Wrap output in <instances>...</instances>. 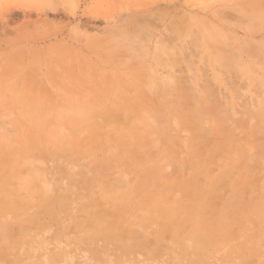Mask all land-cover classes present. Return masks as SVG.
Here are the masks:
<instances>
[{
    "label": "rangeland",
    "instance_id": "374dc122",
    "mask_svg": "<svg viewBox=\"0 0 264 264\" xmlns=\"http://www.w3.org/2000/svg\"><path fill=\"white\" fill-rule=\"evenodd\" d=\"M261 22L264 0H0V147L14 159L31 150L22 164H0V179L21 171L31 180L23 206L0 213V264H264ZM223 138L231 150L195 172L190 151L209 155ZM154 166L173 190L147 202L152 211L108 199V189L134 191ZM194 177L210 225L230 199L259 212L233 210L230 233L213 245L205 232L199 241L210 247L197 250L199 218L177 228L165 213ZM94 211L116 224L112 240L94 231Z\"/></svg>",
    "mask_w": 264,
    "mask_h": 264
},
{
    "label": "bare ground",
    "instance_id": "6f19581e",
    "mask_svg": "<svg viewBox=\"0 0 264 264\" xmlns=\"http://www.w3.org/2000/svg\"><path fill=\"white\" fill-rule=\"evenodd\" d=\"M262 23H264V22H261V24ZM27 25V24H26ZM132 25H133V23H132ZM174 25V24H173ZM23 26H24V24H23ZM22 26V27H23ZM139 26V25H138ZM137 26V27H138ZM264 26V25H263ZM29 27V26H28ZM254 27V26H253ZM24 28V27H23ZM147 28H148V25H147ZM138 29V28H137ZM25 30V29H24ZM138 31H139V29H138ZM140 33H141V30H140ZM142 34V33H141ZM120 35H122L121 33H120ZM127 35H129V33H125L124 32V35H122L123 37L125 36H127ZM174 35V34H173ZM131 35H129L127 38L129 39H131V37H130ZM181 36V35H180ZM124 37V38H125ZM171 37V36H170ZM134 38V37H133ZM175 38V37H174ZM120 39H121V37H120ZM170 43V42H169ZM264 45V44H263ZM262 45V49L264 48V46ZM261 46V45H260ZM172 47V46H171ZM22 52V51H21ZM150 52V51H149ZM256 53V52H255ZM20 54V53H19ZM18 54V55H19ZM260 54H264V50L263 51H261V53ZM22 55V54H21ZM132 55H134V54H132ZM256 55H258L257 53H256ZM255 56V55H254ZM257 57V56H256ZM19 58V56L17 57V59L16 60H21L20 58ZM140 59V58H139ZM173 59V58H172ZM141 60V59H140ZM139 60V61H140ZM144 61V60H143ZM142 61V62H143ZM230 62H231V60H229ZM141 63V62H140ZM232 63H234V62H232ZM231 63V64H232ZM19 64V63H18ZM235 64V63H234ZM138 66H136V67H139V65L140 64H137ZM143 65V64H142ZM142 65H140L141 66V68H144V67H146V65L143 67ZM172 67V66H171ZM121 70V69H120ZM205 72V71H204ZM147 73H148V71H147ZM142 74V73H141ZM145 74V73H144ZM145 77H146V74L144 75ZM150 77V76H149ZM139 78V77H138ZM141 79V78H140ZM142 81V80H141ZM172 81V80H171ZM140 82V81H139ZM148 82V81H147ZM154 82V81H153ZM158 82V81H157ZM142 84H143V82H141ZM140 83V84H141ZM145 84V83H144ZM143 86V85H142ZM159 86V85H158ZM161 87V86H160ZM147 88H149V85H148V87H146V89ZM164 89V88H163ZM163 89H161V90H163ZM161 97V96H160ZM163 97H165V96H163ZM167 97V96H166ZM226 98V97H225ZM156 99H158V98H156ZM163 99L164 98H162V100H160V98L158 99L159 101H162L163 102ZM167 98H165V100H166ZM196 99V98H195ZM138 100H140V99H138ZM155 101V100H154ZM226 101V100H225ZM161 102V103H162ZM166 102V101H165ZM159 104H160V102H158ZM158 103H155V105L156 104H158ZM153 104V103H152ZM158 104V105H159ZM163 104H164V102H163ZM163 104H161L162 106L161 107H159L161 110H162V108H163V106H165V104L163 105ZM225 104V103H224ZM10 105V104H9ZM138 105H139V103H138ZM138 105H137V107H138ZM141 106H142V103L140 104ZM138 107L139 108V110H138V114L141 116L140 118L142 119V120H145V118L147 117V115L146 114H144V111H143V109H142V107ZM243 106V105H242ZM12 107V106H11ZM151 107V106H150ZM154 108H155V106H154ZM175 110H179L180 109V106H179V104H177V105H175L174 107H173ZM197 108V107H196ZM10 109V108H9ZM16 109V108H15ZM152 109V108H151ZM164 109H166V110H168L167 108H165L164 107ZM155 110V109H154ZM158 110V109H157ZM154 112H156V111H154ZM261 112V111H260ZM262 112H264V111H262ZM191 113V112H190ZM195 113V114H194ZM200 113H202V111L201 110H199V109H196L194 112H192L190 115H194V116H197V117H199L200 116ZM244 113V112H243ZM138 115V116H139ZM169 115V114H168ZM259 116V115H258ZM99 117V116H98ZM256 117V116H255ZM139 117H138V120L140 119ZM155 118V117H154ZM247 118V117H246ZM147 120H148V118H147ZM153 120V119H152ZM259 120V119H258ZM161 123H163V122H160V125H161ZM149 124H151V125H153V123H149ZM165 124V123H164ZM244 124H245V122H244ZM246 124H248V123H246ZM148 125V124H147ZM167 125H165L164 127H166ZM149 127V129H150V131H151V129L152 130H154L151 126H148ZM163 127V126H162ZM161 126H160V128H162ZM163 127V128H164ZM259 128V127H258ZM158 129V128H157ZM161 130V129H160ZM164 130H165V128H164ZM157 131V130H156ZM250 131V130H249ZM147 132V131H146ZM219 132V131H218ZM228 132V131H227ZM159 133V132H158ZM222 133V132H221ZM243 133V132H242ZM245 133V132H244ZM13 134V133H12ZM179 135V134H178ZM225 135V134H224ZM228 137V139L229 138H231V136H227ZM253 137H255V135H253ZM48 138V137H47ZM53 138L57 141V142H60V137L59 136H57V135H55V134H53ZM140 138V137H139ZM201 138V137H200ZM243 138V137H242ZM256 138V137H255ZM260 139V138H259ZM223 140H225L224 138L222 139V141ZM231 139H229V141H230ZM259 141V140H258ZM232 142V141H231ZM255 142H256V140H255ZM255 142H254V144H255ZM260 142V141H259ZM264 142V141H263ZM15 143V142H14ZM179 143H180V141H179ZM220 143V142H219ZM226 143V141L224 142L223 141V144H225ZM228 143V142H227ZM229 144V143H228ZM260 144V143H259ZM263 144V143H262ZM256 145V144H255ZM211 146H212V144H211ZM229 146V145H228ZM228 146H226V144L225 145H213L212 147H210V149L212 148V152H210L209 153V155H206L204 152H205V150H204V157L203 156H200L199 155V153L197 152V151H195V150H191L190 151V155H191V161H190V165H192L191 167H193V170L195 171V172H200V169H201V167H203L204 165L206 166V164L209 166L210 165V163L212 162V161H214L218 156H221V154H224L225 155V148L227 147V152L229 151V150H231V149H228L229 147ZM261 146V145H260ZM264 146V145H263ZM262 146V147H263ZM239 148V147H238ZM264 148V147H263ZM210 149H208V150H210ZM259 150V148L257 147V151ZM30 151L31 150H29V149H27V150H24L22 153H19V155H21L22 157H18V159H14V156L12 155V153H13V151H12V149L10 148V147H0V159L2 160H0V164L1 163H3V165L7 162V163H13L14 165H18V164H22V163H24V161L23 160H25L26 161V159H27V156H29V155H27V153H29L30 154ZM211 151V150H210ZM239 151V150H238ZM208 152V151H207ZM226 152V153H227ZM242 152V151H241ZM240 152V153H241ZM263 152V151H262ZM228 154V153H227ZM255 154V153H254ZM263 154V153H262ZM242 155H244V152L242 153ZM264 155V154H263ZM262 155V156H263ZM18 156V155H17ZM223 156V155H222ZM239 156V155H238ZM237 156V157H238ZM244 157V156H243ZM22 158V159H21ZM242 158V157H241ZM244 159V158H243ZM33 160H35V159H33ZM233 160H235V159H233ZM209 161V162H208ZM246 161V160H245ZM206 162H208V163H206ZM31 163V162H30ZM206 163V164H205ZM232 163H234V161H232ZM231 163V164H232ZM238 163V162H237ZM236 163V164H237ZM243 163H244V160H243ZM232 165H234V164H232ZM231 165V166H232ZM244 165V164H243ZM243 165H242V167H241V169H240V171L242 170V169H245V167L246 166H244V168H243ZM246 165V164H245ZM253 165V164H252ZM20 167V166H19ZM23 167V166H22ZM252 167H254L253 168V170H256V167L253 165ZM24 168V167H23ZM152 169H147L146 170V172H148L149 171V175L147 176V177H145L144 179H142V181H141V183L136 187V189L134 190V191H129V193H122L121 191H118V190H116V191H110L109 189H108V199L110 200V201H115V200H118L119 198H122L123 199V201L124 202H128L129 200H132V201H134L135 202V204L138 206H141L142 205V203L145 205V203H147V202H149V204H151V203H153V202H156L155 200L157 199V204H158V200H159V202L160 201H162L163 202V199L165 200V199H168V196H167V194H169V193H171L172 192V190H173V187H172V189H168L169 187H164L165 188V190L163 189V188H161V187H163V186H161V185H159L157 182H156V179H158L159 178V175H160V167L159 166H154V167H151ZM232 168V167H231ZM248 168H249V166H248ZM20 169V168H19ZM236 169V168H235ZM206 170V169H205ZM231 170V169H230ZM234 170V169H233ZM237 170H239V167H238V169ZM31 171H32V169H31ZM30 171V172H31ZM220 172V171H219ZM242 172H244L243 170H242ZM247 172V171H246ZM253 172V171H252ZM34 173V172H33ZM250 173V172H249ZM223 174V173H222ZM224 174H225V176L227 175L228 176V174H226L225 172H224ZM251 174V173H250ZM249 174V175H250ZM256 174V173H255ZM36 175H39V174H36ZM230 175V174H229ZM253 175V174H252ZM177 176H179V175H177ZM199 176V175H198ZM197 176V177H198ZM220 176H222V175H220ZM219 176V178L221 179V181H222V177H220ZM232 176V175H231ZM230 176V177H231ZM174 177V176H173ZM230 177H228V178H230ZM243 177H245V176H243ZM215 178V177H214ZM247 178V177H246ZM249 178V177H248ZM14 179H17L18 181H19V185H18V189L19 190H17V189H15V190H17L18 191V193H16V191L13 189V191H12V188H10V190H8V189H6V187H10L9 185L10 184H12L11 183V181L12 180H14ZM94 179H96V180H98L99 178L98 177H95ZM194 180H195V182H196V184H194L193 182H191L190 184H188L187 182L186 183H184L183 182V180H182V182H180V185L181 184H183L184 185V187H182L181 189L183 190V189H185V192H186V199L182 202V201H179V200H174V199H172L173 201H172V203H173V206L171 207V208H169L168 210H165V213H166V215H168V218H169V220H168V222L170 223V224H172V225H174V226H177V228H179L178 226L181 224L182 225V223H183V221L185 220V218H186V220H190V217L189 216H193L194 217V219H195V217H198L199 218V222L197 223V226H196V228H195V231H193L192 233H193V240L194 241H196V249L197 250H201V249H203L204 247H210V246H207V245H204V244H202V243H200V241H199V238L201 239V237H202V235H207V233H205V232H210V236L208 235L207 237H209V241H210V244H212L213 243V245H215V242H216V240L218 241V240H223L226 236H227V234H229L230 233V227L229 226H231L233 223H231L230 224V222L232 221V219L234 218V217H232V219L230 218L231 217V215H232V211L234 210V211H236V214H238V213H240V215H241V213L244 215V214H246V215H248V206H251V205H247L246 203V205H244L243 207H242V209H241V205H240V203H239V205H240V207H234V203L231 201V199H230V201H229V203L227 202V205H225V209H222V211H219V213H218V217H217V221H216V225H214V226H212V225H210V222H208L207 220H206V218H205V214H202L201 215V208H202V210L203 211H205V208H206V206H207V201H206V198H207V195H206V197H204L205 195L203 194L204 192H203V190H201V186H203V185H200L199 186V184H198V181L196 180L197 178L196 177H194L193 178ZM216 179L218 180V176L216 177ZM223 179L225 180V178L223 177ZM33 180V179H32ZM192 180V179H191ZM214 180V179H213ZM212 180V181H213ZM251 181H252V179H250ZM241 181H243V179L241 180ZM253 181H254V179H253ZM252 181V182H253ZM255 182V181H254ZM30 183H31V180L28 178V177H26V176H24L23 174H22V172L21 171H16V172H12V175H7V176H5L4 178H1L0 179V187H1V193H2V198L0 199V213H8V212H12V211H14L15 209H17L18 207H20V206H23V204H24V201H23V199L20 197V192L21 191H23L24 189H28L29 187H30ZM212 183V182H211ZM218 183V181H214V183H213V185H211L212 186V188H213V193L217 190V189H215L218 185H216ZM220 183V182H219ZM239 183H241V182H239ZM247 183V182H246ZM250 183V182H249ZM236 184H238V181H237V183ZM256 184V183H255ZM159 185V186H158ZM205 185V184H204ZM222 185H223V183H222ZM239 185V184H238ZM247 185V184H246ZM246 185H243L244 186V188H246L245 186ZM101 186V185H100ZM195 186V187H194ZM209 186V185H208ZM205 187V186H204ZM37 187H35V188H33V190H32V192H30V194L31 195H34V194H36L35 193V191L37 190L36 189ZM171 188V187H170ZM176 188V186L174 187V189ZM243 188V187H242ZM241 188V189H242ZM126 189V188H125ZM202 189H204V188H202ZM209 189V188H208ZM235 189H237V188H235ZM240 189V188H239ZM31 190V189H30ZM162 190V191H161ZM176 190H178V189H176ZM209 190H211V188L209 189ZM238 190V189H237ZM39 191V190H38ZM161 191V192H160ZM218 191V190H217ZM235 192H237V191H235ZM255 192H256V190H255ZM207 193H208V191H207ZM209 193H211V192H209ZM217 193V192H216ZM216 193H214V194H216ZM237 193H240V192H237ZM212 194V193H211ZM204 195V196H203ZM257 195V194H256ZM241 196V193L240 194H238V196H237V194H236V197H240ZM251 196V195H250ZM254 197L253 198H255V195H253ZM258 197V196H257ZM234 198V197H233ZM201 199H202V201H203V203L201 202ZM53 200V202L54 203H59L60 201H62V199L61 198H54V199H52ZM233 200V199H232ZM236 200H237V198H236ZM241 199H238L237 201H234L236 204L235 205H237V203L240 201ZM40 201H41V203L42 204H48L50 201H49V199L47 198V193L44 191L43 193H42V195H41V198H40ZM150 201H152L151 203H150ZM255 201V200H254ZM162 202H161V204H162ZM166 202L168 203L169 202V204H171L170 202H171V200H169V201H167L166 200ZM204 202H205V204H204ZM241 202V201H240ZM167 203H163V205H166ZM149 204L147 203V205L149 206ZM248 204H250V203H248ZM147 205H145V206H147ZM239 205H237V206H239ZM253 205H255V204H253ZM252 205V206H253ZM260 205V204H259ZM148 206L145 208V209H147L148 208ZM153 206H156V204L154 205V203H153V205H152V207ZM250 207V209H251V211L254 213V211L257 209V207H258V205H257V207H256V205L254 206V207ZM79 207V206H78ZM152 207H151V205L149 206V210L147 209L146 210V212H148V211H152ZM255 207H256V209H255ZM142 209L144 208L143 207V205H142V207H141ZM151 208V209H150ZM141 209V210H142ZM244 209V210H243ZM249 209V210H250ZM259 209H260V207H259ZM259 209H257L256 211H258L259 212ZM263 209V208H262ZM240 210H241V212H240ZM246 210V213L244 212ZM21 211V210H20ZM262 211V210H261ZM238 212V213H237ZM256 213L255 215H259V213H260V216H264V214H262L261 215V213H263V212H259V213ZM144 213V212H143ZM152 214V212H149V214ZM205 213V212H204ZM234 214V213H233ZM89 217L93 220H91L94 224H96V227H95V230L94 231H96L97 233H99V234H101V235H103L106 239H108V240H112L113 238H114V232H115V228H116V224H114V223H112V222H109L108 220H107V218L106 219H104L102 216H100L99 214H98V211H94V212H90L89 214ZM102 215H106V214H102ZM138 215V214H137ZM144 215H146L145 213H144ZM153 215V214H152ZM33 216V215H32ZM234 216V215H233ZM65 219V218H64ZM191 219H193V218H191ZM1 220V219H0ZM71 220V219H70ZM196 220V219H195ZM195 220H193V222L195 221ZM231 220V221H230ZM192 221V220H191ZM6 222V221H5ZM186 222H190V221H186ZM185 222V223H186ZM232 222H234V220L232 221ZM12 226V225H11ZM126 226V225H125ZM165 226V225H164ZM183 226V225H182ZM191 226V225H190ZM15 227H17V226H15ZM166 227V226H165ZM194 227H195V225H194ZM126 228H129L128 226H126ZM182 228V227H181ZM191 228V227H190ZM189 228V229H190ZM192 228H193V226H192ZM240 228V227H239ZM16 229V228H15ZM183 229V228H182ZM263 229L264 228H260L259 230H262L263 231ZM181 230V229H180ZM182 232L184 231V230H181ZM15 232V230L13 231V233ZM162 232V231H161ZM185 232V231H184ZM5 233L6 232H4V235H5ZM12 233V234H13ZM188 233H189V231H188ZM50 234V233H49ZM48 234V235H49ZM262 234H264V233H262ZM43 235H44V233H43ZM190 235H192V234H190ZM1 236V235H0ZM10 237V236H9ZM191 237V236H190ZM10 238H12V236L10 237ZM9 238V239H10ZM140 238V237H139ZM206 238V237H205ZM204 239V238H203ZM1 240V239H0ZM8 240V239H7ZM6 240V241H7ZM11 240V239H10ZM207 240V239H206ZM7 242H10V241H7ZM220 242V241H219ZM218 242V243H219ZM31 243V242H30ZM36 243H37V241H36ZM43 244V243H42ZM98 248V247H97ZM10 252H12V251H10ZM150 252V251H149ZM146 253V252H145ZM106 257V256H105ZM98 258H99V256H98ZM111 258V257H110ZM137 259V258H136ZM189 261V260H188Z\"/></svg>",
    "mask_w": 264,
    "mask_h": 264
}]
</instances>
